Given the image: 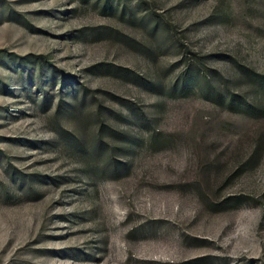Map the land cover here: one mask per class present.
I'll return each instance as SVG.
<instances>
[{"label":"rangeland","instance_id":"1","mask_svg":"<svg viewBox=\"0 0 264 264\" xmlns=\"http://www.w3.org/2000/svg\"><path fill=\"white\" fill-rule=\"evenodd\" d=\"M0 264H264V0H0Z\"/></svg>","mask_w":264,"mask_h":264},{"label":"trees","instance_id":"2","mask_svg":"<svg viewBox=\"0 0 264 264\" xmlns=\"http://www.w3.org/2000/svg\"><path fill=\"white\" fill-rule=\"evenodd\" d=\"M188 60V66L190 68V70L192 71H196L198 73H201L204 77H206V65L205 63L201 62L200 58H195V59H187ZM185 79V78H184ZM212 82V81H211ZM232 82L231 79H228V78H222L221 77V81L219 82H216L215 84V88H214V91L217 92V91H220V88H224L228 91V93L230 94L229 96H227L226 98L229 99V102L227 105L228 108H230V110H238V109H231V105L233 104L232 102L234 101V97L235 96H240V95H237V94H234L231 92V88L229 86V84ZM225 100V99H223ZM221 102L223 103V101L221 100Z\"/></svg>","mask_w":264,"mask_h":264}]
</instances>
